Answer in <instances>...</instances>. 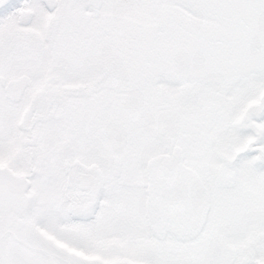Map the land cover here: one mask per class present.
<instances>
[{
    "label": "snow or ice",
    "instance_id": "snow-or-ice-1",
    "mask_svg": "<svg viewBox=\"0 0 264 264\" xmlns=\"http://www.w3.org/2000/svg\"><path fill=\"white\" fill-rule=\"evenodd\" d=\"M0 264H264V0H0Z\"/></svg>",
    "mask_w": 264,
    "mask_h": 264
}]
</instances>
